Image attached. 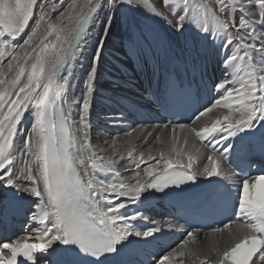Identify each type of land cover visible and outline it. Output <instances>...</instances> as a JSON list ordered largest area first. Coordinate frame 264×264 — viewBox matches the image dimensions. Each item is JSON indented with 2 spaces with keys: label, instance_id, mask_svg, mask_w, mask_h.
<instances>
[{
  "label": "snow or ice",
  "instance_id": "obj_1",
  "mask_svg": "<svg viewBox=\"0 0 264 264\" xmlns=\"http://www.w3.org/2000/svg\"><path fill=\"white\" fill-rule=\"evenodd\" d=\"M57 3L63 0H52L50 9L45 0H0V63L7 64V71L0 67V230L23 201L35 209L29 212L36 225L27 235L0 238V264H131L125 258L161 229L137 226L134 222L148 217L140 211L129 214L130 205L145 204L157 192L182 200L198 177L210 182L220 177L229 153L256 145V133L264 129V0H70L59 11ZM141 8L158 24L168 25L167 39L160 37L158 27L144 26L129 15ZM52 13H57L55 22ZM121 16L128 33L126 55L141 69H152L155 90L146 91L165 110L190 94L209 50L224 54L226 70L235 69L215 84L220 97L195 114L199 121L215 109H226L211 123L190 130L201 144L189 147L187 137L181 142L175 132L185 125H172L167 151L161 150L159 158L149 153L147 159L141 153L133 160L138 171L128 179L116 169L115 159L98 155L103 149L92 144L90 135L97 69L113 22ZM64 19L75 22L73 30L65 32ZM101 20L90 70L75 96L74 62L88 47L90 26ZM189 30L191 41L185 37ZM24 36L22 45L16 43ZM217 39L221 43L215 47ZM200 41L205 42L200 44L203 52L196 46ZM16 48L25 51L20 54ZM73 106L80 109L78 118ZM29 116L31 129L22 133V121ZM149 136L152 132L145 129L143 139ZM238 136L241 143H226ZM210 137L214 143L205 144ZM17 138L22 139L19 148ZM115 144L113 140L109 147ZM258 146L264 153V132ZM127 157L132 159L133 151ZM198 160L202 168L193 171ZM227 196V191L212 188L189 206L193 211L216 208ZM233 207L237 218L247 219L235 231L231 222L213 229L227 230L228 246L213 245L215 259L201 264H264V173L242 179ZM190 228L177 247L158 252L151 264H187L186 258L196 255L188 245L198 239L196 228Z\"/></svg>",
  "mask_w": 264,
  "mask_h": 264
},
{
  "label": "bare ground",
  "instance_id": "obj_2",
  "mask_svg": "<svg viewBox=\"0 0 264 264\" xmlns=\"http://www.w3.org/2000/svg\"><path fill=\"white\" fill-rule=\"evenodd\" d=\"M82 2V0H81ZM63 5V4H62ZM66 5V4H65ZM58 10H63L62 6L58 5ZM67 7V6H66ZM65 7V8H66ZM175 7V6H174ZM67 16V13H65ZM53 22L56 21L57 15H53ZM239 21V15H237V22ZM63 23L66 25L65 32L71 31L75 27V22L69 23L66 19L63 20ZM95 26H97L98 29H94ZM115 26V27H114ZM114 27V28H113ZM162 27L165 31L168 30V26L165 24H162ZM102 29V20L97 21L95 24L90 26V31L88 32V36L90 37V41L88 44L87 49L84 53L89 55L87 58L86 56H82L77 54V60L74 62V75L75 80L73 81L74 87L72 88L71 92L75 96H79L81 94V91L79 89H83L84 87V80L87 76L88 71L90 70V65L92 63V55L94 54V46H95V39L91 38L92 36H95L99 39V36L101 34ZM123 30L127 31L126 24H124L122 21L117 25V23L113 22V26L111 31L109 32V36L112 34V41L110 39V43L112 46H114V43L119 42L117 40L120 36L123 35ZM41 31H43V26ZM29 32V31H28ZM26 36H24L21 40L25 39ZM21 41V42H22ZM38 42V41H37ZM109 42L108 40L105 42V47L107 46ZM23 44V42H22ZM116 46V45H115ZM23 49V50H22ZM21 51V52H20ZM25 51V48H21L19 50L20 54H23ZM91 61L88 66H86L85 62ZM100 65L102 69H107L111 63L108 59L107 53L103 56L102 53V59L100 62ZM5 71H7V64L3 66ZM82 71H84L82 73ZM98 76H97V86L94 93V101L92 108L90 110V120L91 123L94 124V127L92 128L91 133V142L94 146H96L98 149H103V151H98V155L103 156L105 160L108 159H115L117 161L115 167L117 170L120 171L121 175L124 179L130 178L133 171H138V169L134 168L133 160L138 159L139 155L143 153L145 159L148 158L149 153L151 155L156 156L159 158V152L161 150L167 151L171 137L173 135L171 131V126L169 125L168 128H165L162 124H145V125H134V126H127L123 127L121 129H117L115 132H119L117 135L116 133L113 134L114 137H111L110 134H108L107 131H104L102 129L101 125L105 124L106 122L103 120L102 115L98 113L97 111V100L101 98V94L99 91V86H103L101 84L100 79L102 78L101 71L97 70ZM101 104V103H100ZM94 108L96 112H94ZM221 111H226V109H215L213 113L208 114V116L202 117L199 121H196L193 125H185L184 129L177 128L175 135L177 137L181 138V142L184 137H187L188 139V146L190 147L193 143L200 145L199 141L196 139L193 133H191V129L193 127L199 129L204 126V124L208 123L215 117V115H219ZM75 113V111H74ZM107 118H111V115H107ZM106 119V117H105ZM110 123H114L116 127L120 126L121 123L118 120H111L107 121ZM184 125V124H183ZM28 126H32V123H29ZM98 126V127H97ZM148 130L152 132V136L147 137V139H143L144 136V130ZM30 131V130H29ZM131 132V135L129 136L128 133ZM23 133V132H22ZM156 137H159L160 139L157 140ZM115 140L116 144L112 147H109L111 142ZM107 141V143H105ZM22 139L16 140V146H21ZM133 151V158L129 159L127 157L128 151ZM123 155L125 158L123 160L119 159V156ZM19 161L21 160L20 157L17 158ZM151 162V161H150ZM206 162V161H205ZM144 166L141 165V168ZM193 168L196 170L197 168H202L201 162L198 160L194 163ZM240 223H235L233 225H230L231 229L235 231L237 228V225ZM43 227V226H42ZM198 239L194 242L190 243L188 246L189 248L196 254L194 256L187 257V264H200L204 259H215V252H212L210 249L213 245H216L220 249H223L224 247L228 246L229 240L227 235V230L224 233H213L211 231H201L198 232ZM261 264V263H257Z\"/></svg>",
  "mask_w": 264,
  "mask_h": 264
},
{
  "label": "rangeland",
  "instance_id": "obj_3",
  "mask_svg": "<svg viewBox=\"0 0 264 264\" xmlns=\"http://www.w3.org/2000/svg\"><path fill=\"white\" fill-rule=\"evenodd\" d=\"M47 1H49V2H47ZM50 1L52 2V0H45V2L49 3V9H50V7H51V3H50ZM69 2H70V0H63V3H62L63 5H62L61 3H59V4H57V8L59 7L58 5L62 6V8H65V7L68 5ZM65 4H66V5H65ZM59 10H61V9H59ZM59 10H58V11H59ZM130 13H131V12H130ZM55 14L57 15V13H52V14H51L52 17H53V15H55ZM120 22H121V21H119V20H115V21H114V23H117V25H119ZM31 26H34V25L32 24V21L30 22V27H31ZM114 27H115V26H114ZM114 27H113V28H114ZM126 28H127V26H126ZM94 29H98L97 26H95ZM28 31L30 32V28H29V29H26V32H28ZM110 31H111V30H110ZM126 32H127V31H124V30H123V35H124ZM112 37H113V36H112V34H111V35L109 36V42H108L107 45H110L109 43H110V39H111V41H112V39H113ZM22 38H23V37H22ZM22 38H20V39H22ZM19 50H21V48H17L16 52H19ZM22 50H23V49H22ZM20 52H21V51H20ZM4 65H5V63H4V64H1L0 67L3 68ZM22 79H23V78H22ZM108 134H110L111 137H114V136H113L114 133H110V132H108Z\"/></svg>",
  "mask_w": 264,
  "mask_h": 264
}]
</instances>
